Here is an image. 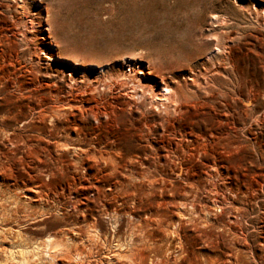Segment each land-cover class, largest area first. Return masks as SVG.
<instances>
[{
    "label": "rangeland",
    "instance_id": "obj_1",
    "mask_svg": "<svg viewBox=\"0 0 264 264\" xmlns=\"http://www.w3.org/2000/svg\"><path fill=\"white\" fill-rule=\"evenodd\" d=\"M162 82L181 88L186 115L130 98L133 83L155 94ZM202 98L213 107L191 105ZM188 121L215 147L208 176L198 150L176 147ZM0 165V200L43 192L18 193L33 201L14 221L26 243L69 231L57 207L94 223L81 257L59 264H264V0H0Z\"/></svg>",
    "mask_w": 264,
    "mask_h": 264
},
{
    "label": "bare ground",
    "instance_id": "obj_2",
    "mask_svg": "<svg viewBox=\"0 0 264 264\" xmlns=\"http://www.w3.org/2000/svg\"><path fill=\"white\" fill-rule=\"evenodd\" d=\"M38 1L41 3V0H38ZM212 56H216V55H212ZM124 64L126 67H129L128 72L129 73L132 72V69H130V63L124 60ZM100 69H101V72L105 73V70L103 67H100ZM119 83H120L119 87L124 86L123 82H119ZM136 85L138 84L136 83ZM136 85L133 83L132 84L133 87L129 88V89H132L133 94L130 96V98L132 99L134 103L136 102L135 99H137L139 100V103L141 105L142 102L147 99L150 104V107L155 109L158 112L163 113L165 115L164 117L169 116L170 114H183V115L187 114V108H188V105H190L189 99H186L182 95L181 88L177 87L176 89H174L171 86L162 82V86L159 88L157 93L153 94L152 90L146 91L141 88V90H139L141 92L138 94L137 92H135L136 90L134 91ZM104 87L110 88L108 85ZM137 87L139 88L140 85H138ZM210 100H211V97H210ZM232 102L234 103L235 101H232ZM130 103L131 102H127V105L131 106ZM212 104H213L212 102L206 101L204 100V98H202V101L193 103L191 105H200V106L207 107L208 109H210L213 107ZM71 106H74V105L67 104L66 108L67 107L73 108ZM244 106L245 108H248L250 106V101L248 99L245 100ZM226 108H229L228 104L226 105ZM232 117H233L232 113L229 114L228 112H223V115L215 117L216 118L215 123L219 125H223L224 123L222 122L224 120H228V118H232ZM1 120L5 121L6 119L1 118ZM227 125L228 124H226V126ZM191 126H192V123L188 121V122H185V124L182 125L180 129L177 130V132L175 131V133L180 134V136L182 137V140L180 141L179 145H176V147L180 148L181 152H183L184 154L185 152L183 151V149H185L186 152L198 150L199 151L198 155H201L202 157L205 158L202 161V166H203V171H204L202 174L208 176V173H209L208 170H210V168L212 167H217V162H215L214 158L210 159L209 157L210 155L207 153L208 151L213 152L215 150V147H213L211 144H207V142L202 140L200 136L192 135V132L194 130L190 128ZM1 133H2L3 138L5 139L8 135H12L11 133L3 132V131H1ZM187 137H193L195 140V145L192 144V141L188 142L187 140L189 139ZM160 144H161L160 147L163 148L162 143ZM64 147L65 146H63L62 149H64ZM77 149L78 148H74L75 151ZM45 151H47V154L50 157L51 155H50V152L48 151V147H38V150H36L34 153L36 155L42 156V154ZM164 151L160 152L161 154L159 157L162 159H166V157L169 155L168 152H166V155L163 156L162 153ZM93 153L94 154L98 153L100 155V158H102V154L107 155V157L105 158V161L108 162L109 167L112 168L113 170L118 169V163L113 159L111 154L103 152V151L101 153L98 150H93ZM58 155L59 156L57 160H60L61 162V158L63 154L60 153ZM57 160H55L56 163L52 165V167L49 168V172L52 177H54L55 175H59V179L64 181L65 174L61 173L62 170L60 169V164L57 162ZM99 166L101 167V165ZM0 169H2L1 165H0ZM175 175H176V178H183L184 172L181 166L178 167L177 171L175 172ZM91 188L94 189L98 195L99 193L101 195L105 194V192H99V188H96L94 184H92ZM61 189L64 190L63 188ZM25 191L26 190H21V189H16L15 191L8 190L6 197L3 200H0V264H59L60 259L64 257H66V260L68 261H71L74 258H80L82 255V253L79 252L80 249H86L87 243L90 241L86 239L88 237L84 236V233L85 231L92 230L94 228V223L93 222L86 223V220L83 215L81 216V221H79L78 218H76L75 220H72V222L68 221V219H70V216L68 214L63 213L60 207L59 208L57 207L55 212L57 214L62 215V218L58 220L56 216L54 217L59 223V226H64L62 229H69V231L68 232H57L55 235L48 234L44 238H41V239L38 238L37 240L32 239L31 243H26L25 235L27 234V232L26 234L25 232H23L21 228V222L17 223L14 221L17 219L18 211L20 209H24V208L28 209L32 207L33 201L26 202V204H24L21 201V197L18 195V193L24 194L26 192H29L26 194V198L30 200V198H32V197H29L31 194H39V196L41 197V195H43V192L41 190H33V191H26V192ZM48 191L53 192V189L49 187ZM41 209H44V207H42ZM47 213L48 212L44 210L40 211L41 215L47 214ZM28 217L29 216L26 215V222H27ZM42 222L45 223V221H43L42 219L33 218V221L30 224L34 225V227L36 228V227H39L41 225L40 223ZM12 223L16 225L15 228H13ZM79 223H85L86 228L80 229ZM176 234H177L176 231L172 230L170 231V234H168L169 236L168 235L163 236L164 237L163 240H166V239L173 240ZM233 236L236 237V235H233ZM140 237H143V238H140V242H141V239H143L141 242V245L143 246L145 250H151L154 247H156V242L153 241L152 239H149V234H147L146 231H145V235H142V236L140 235ZM130 238L132 237L130 236ZM15 239H18V241H15ZM177 239L179 240V237H177ZM130 242H131V239L126 244L118 245L117 243L118 250L122 251L123 249L128 247L130 244L132 245V242L131 243ZM160 247H163V245H161ZM178 248H180V245ZM135 253H138V251L136 250ZM213 263L214 261L211 262V264Z\"/></svg>",
    "mask_w": 264,
    "mask_h": 264
}]
</instances>
